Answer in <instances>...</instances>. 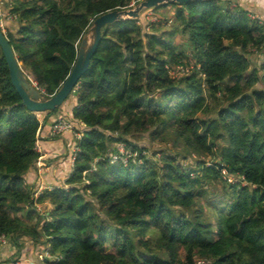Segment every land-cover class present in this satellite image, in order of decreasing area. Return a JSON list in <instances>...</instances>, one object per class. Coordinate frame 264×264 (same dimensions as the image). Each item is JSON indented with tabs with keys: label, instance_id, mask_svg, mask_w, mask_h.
<instances>
[{
	"label": "trees",
	"instance_id": "16d2710c",
	"mask_svg": "<svg viewBox=\"0 0 264 264\" xmlns=\"http://www.w3.org/2000/svg\"><path fill=\"white\" fill-rule=\"evenodd\" d=\"M11 1L18 25L4 34L48 99L95 19L143 0ZM169 6L170 29L148 20ZM250 13L240 0L193 1L107 26L63 115L81 134L73 170L38 196L26 176L59 110L42 120L22 104L0 47V235L44 246L45 264H264V26ZM178 65L189 74L173 77ZM120 145L136 154L127 164L113 162Z\"/></svg>",
	"mask_w": 264,
	"mask_h": 264
},
{
	"label": "water",
	"instance_id": "95a60500",
	"mask_svg": "<svg viewBox=\"0 0 264 264\" xmlns=\"http://www.w3.org/2000/svg\"><path fill=\"white\" fill-rule=\"evenodd\" d=\"M193 1L205 0H143L129 9L114 10L99 16L93 22L88 32L83 36L77 60L70 75L55 95L46 99L39 88L29 79L18 61L17 56L1 28L0 22V47L6 59L11 83L22 100V104L31 112L45 113L56 112L74 93L80 80L89 70L92 58L102 40L103 30L116 22L139 19L142 13L149 9H155L166 4H186ZM56 116H61L56 112Z\"/></svg>",
	"mask_w": 264,
	"mask_h": 264
},
{
	"label": "crops",
	"instance_id": "0c3cea01",
	"mask_svg": "<svg viewBox=\"0 0 264 264\" xmlns=\"http://www.w3.org/2000/svg\"><path fill=\"white\" fill-rule=\"evenodd\" d=\"M240 1L264 17V0ZM73 102L74 98L66 102L59 109L60 113L69 116ZM63 107L64 111H62ZM45 115L42 114L39 117L43 120ZM54 120L55 118L51 117L48 123L44 124L45 127L40 132V141L38 142L41 148L39 159L26 176V184L35 196L54 187H66V180L73 170L72 161H68L71 156L69 145L76 140L70 133L54 136L51 130ZM38 208L39 211L47 215L52 206L46 202L39 205ZM21 241L22 244H25L21 249L14 245L9 237L5 244H0V264H14L18 260H22L24 264H42L41 262H43L46 255L45 247L35 246L28 239L27 241L26 239Z\"/></svg>",
	"mask_w": 264,
	"mask_h": 264
},
{
	"label": "built area",
	"instance_id": "2783aa9c",
	"mask_svg": "<svg viewBox=\"0 0 264 264\" xmlns=\"http://www.w3.org/2000/svg\"><path fill=\"white\" fill-rule=\"evenodd\" d=\"M9 15L10 14L7 13L5 18H7L9 21H13V17L11 15L10 16ZM248 16L252 20H256L262 26H264V17L261 14L250 13ZM0 17H1V11H0ZM14 19H17V16L14 15ZM148 20L150 22L154 21V17L150 16V17H148ZM0 22H1V28L3 31V25H2V19L1 18H0ZM189 70H190V68H188V67L178 65V66H176L175 69L170 70V74L173 77L185 76V75L189 74ZM51 130H52V133L54 136H59V135L65 134V133H70L74 136L76 141L81 138V134L76 131L74 124L72 122L68 121L65 118V116H63V115L55 118V120L52 124ZM35 151L38 153L41 152V148H40V145L38 144V142L35 145ZM78 152H79V147H78L77 143H74L73 149H72V157H71L72 164H74V161H75V158H76V155ZM134 156H136V154H132L130 151H128L126 149V147L124 145H120V146H118V154H115L113 156V162L122 161L124 164H127L128 159L131 157H134ZM39 163H40V161H39ZM225 172L226 171H224V175H225ZM38 207H39V205H37V209H39ZM7 239H8V236L0 235V244H5L7 242ZM45 257L50 258V256H48L47 253H46ZM14 264H24V262L22 260H18ZM195 264H212V260L207 259V258H201V259H198Z\"/></svg>",
	"mask_w": 264,
	"mask_h": 264
},
{
	"label": "rangeland",
	"instance_id": "374dc122",
	"mask_svg": "<svg viewBox=\"0 0 264 264\" xmlns=\"http://www.w3.org/2000/svg\"><path fill=\"white\" fill-rule=\"evenodd\" d=\"M11 0H0V11H1V19H2V25H3V31H4V33L6 34V32H7V29H8V27H11L13 30H16V28H17V19H14V15L15 14H12L11 12H9L10 11V9H11ZM135 6V5H134ZM150 10V9H149ZM174 10H175V7L174 6H169V7H165V8H161V9H159V10H157L156 11V13L157 14H153L152 15V13H149V15H148V17H150V16H152V17H154V21H151V22H158L159 20H162L164 17L165 18H167L168 20H170V22H161L162 24H163V26L165 27V29H170L171 28V25L173 24V21H174ZM5 12V13H4ZM10 14L12 17H13V21H9L7 18H5V16H6V14ZM9 15V16H10ZM15 16H17V15H15ZM158 19V20H157ZM172 22V23H171ZM8 23H10V24H8ZM171 23V24H170ZM160 24V23H159ZM159 24H157L156 26H158ZM161 24V25H162ZM9 25V26H8ZM177 41L178 42H180V43H183V45H184V48H185V51L189 54L190 52H191V48H190V46H189V44H187L186 43V41L183 39V38H180V37H177ZM263 55H264V52H263ZM262 55V58L264 57ZM260 56L261 55H259L258 56V58H260ZM254 58V62L255 63H257L256 61H257V57H253ZM35 84V83H34ZM36 85V84H35ZM73 95V94H72ZM71 95V96H72ZM71 99H69L67 102H69ZM60 109V108H59ZM65 109H64V107H63V109H62V111H64ZM60 112V111H59ZM41 114H44V113H41ZM173 141V140H172ZM172 141H168V143H167V148L168 149H170L171 151H174V150H176V149H174V143L172 142ZM140 143L141 144H143V145H147L148 146V138H147V136L145 135V136H142V137H140ZM73 142H71V144L69 145V148L71 149L70 150V152H71V156H72V149H73ZM161 146H163L162 144L161 145H159V146H157V147H154L153 149H161V148H163V147H161ZM66 150V148L64 149V151ZM175 152V151H174ZM71 156H70V158H68V161H70L71 160ZM190 160V159H189ZM188 160V161H189ZM191 161V160H190ZM206 161L210 164V162H211V158H206ZM225 178L227 179L226 181L228 182V183H234V182H236V179L233 177V176H231V175H228L227 174V172H225ZM225 180V179H224ZM218 193H220V194H223L224 193V186L223 185H218V187L217 188H215V189H213V191L212 192H210V193H208V198H209V200H208V202L209 201H214L215 200V197H214V194H218ZM207 201V200H206ZM205 200H203V202H206ZM215 203H217V202H215ZM212 204H214V203H212ZM50 260H53V258H49ZM42 264H45L44 262H41Z\"/></svg>",
	"mask_w": 264,
	"mask_h": 264
}]
</instances>
